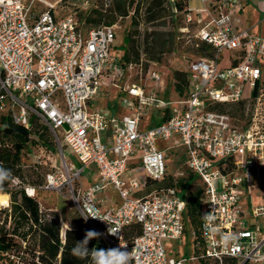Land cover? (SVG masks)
I'll return each instance as SVG.
<instances>
[{
    "label": "built area",
    "instance_id": "obj_1",
    "mask_svg": "<svg viewBox=\"0 0 264 264\" xmlns=\"http://www.w3.org/2000/svg\"><path fill=\"white\" fill-rule=\"evenodd\" d=\"M247 1L184 0V29L195 24V45H209L212 53L190 59L182 70L184 93L176 91L172 100L161 95L166 87L159 70L142 58L126 62L114 53L116 24L89 26L78 10L59 9L66 0H0V115L10 114L27 128L37 117L51 129L62 155L59 165L51 162V151L39 147L26 153L25 166L46 165L39 188L66 189L76 211L89 217L85 222L105 233L107 249L131 253L128 264L264 261V233L249 221L264 216V35L241 25ZM90 7L83 0L77 9ZM104 87L120 89L122 116L92 107ZM153 107L163 110L164 119L142 129ZM108 129L112 137L106 142L102 132ZM65 146L82 167L68 161ZM173 153L202 188L201 223L189 231L192 256H174L167 246L188 232L183 189L148 191L149 180L168 175ZM92 165L99 178L85 186L82 173ZM184 175L179 171L175 182ZM21 182L12 176L8 187ZM24 188L36 194L35 186ZM110 188L121 198L117 206L107 204ZM0 191L10 199V192ZM135 223L141 231L129 239L127 230ZM66 227L62 220L63 236Z\"/></svg>",
    "mask_w": 264,
    "mask_h": 264
},
{
    "label": "trees",
    "instance_id": "obj_2",
    "mask_svg": "<svg viewBox=\"0 0 264 264\" xmlns=\"http://www.w3.org/2000/svg\"><path fill=\"white\" fill-rule=\"evenodd\" d=\"M120 1L121 0H117L115 3L117 11L120 15H128L129 9L127 5ZM162 2L163 0H153L149 2L147 12L151 15L148 16L147 21L154 20L160 16V12L157 13L154 11V4L160 5ZM133 3L134 0L131 4ZM175 5L176 9L180 11L184 10V0H175ZM136 7L137 10L140 9V5L138 4ZM95 11L98 13L97 17L88 16L85 20L82 19L87 25H111L115 23V17L106 19L102 8L101 10L96 9ZM134 23H139L137 17L134 19ZM171 37L173 36L171 35ZM171 37L170 39L173 44V38ZM129 41L128 48L122 57L126 62L139 61L141 59L140 48L132 34L129 36ZM168 44L169 40L156 41L151 49L150 47L146 49L145 53L148 57L147 60L159 61L166 53ZM199 49L205 54H211L210 50H212L209 45L204 43L200 45ZM174 78L176 91L183 94L187 85V73L182 70H176L174 72ZM31 122V126L27 128L15 123L10 114L2 113L0 115V165L5 169H10L12 176H18L22 181L19 186L9 188L10 178L0 186V188L6 190L5 192H10L11 196L15 197L14 204L17 214L15 226L12 230L9 231L4 227L0 228V256L2 257V252L5 251L19 250L20 253L22 243L16 239V236L25 239L27 235H32V242H30V245L24 250L30 251L32 256L31 261L28 262L26 258L19 256L20 261L17 264H92L90 257L80 259L73 256L71 249L76 241L84 238L87 229L95 228L86 223L83 219L85 222L84 225H67L63 236L62 219L59 212L55 209L43 210L41 208L40 201L37 198V192L39 186L44 182V175L47 168L39 164L26 167V153L29 150L38 149L39 147H45L54 153L57 149V143L51 129L46 124L42 123L37 117H32ZM28 170H31L32 173H37L38 185L34 184V180H30L27 177L26 171ZM40 170L43 172H41L39 177L38 171ZM188 171V175L180 177L178 182H174L169 172L159 184L161 185V183H164V185L158 188L178 185L183 189L182 195L187 200V210L185 212L186 224H189L191 229L198 230L203 211L202 188L198 185H194V183L197 182V177L193 172L190 170ZM24 184L35 186L37 188L36 194L34 196L28 195L25 191ZM154 184H158V181L149 180L150 186ZM18 198L20 199L19 201L17 200ZM1 213L2 212H0V215ZM22 229H26V231L23 232ZM140 231L141 226L139 224H132L127 230V237L131 239L134 234ZM88 247L90 249H107L103 238L93 239Z\"/></svg>",
    "mask_w": 264,
    "mask_h": 264
},
{
    "label": "rangeland",
    "instance_id": "obj_3",
    "mask_svg": "<svg viewBox=\"0 0 264 264\" xmlns=\"http://www.w3.org/2000/svg\"><path fill=\"white\" fill-rule=\"evenodd\" d=\"M91 7L90 9H77L78 5H80L83 0H66V3L59 9H62L63 13L78 10V17L80 19L85 20L86 17H97L98 13L95 11L96 9L102 10L105 13L106 19L115 17L116 24V38L113 44L114 53L118 56H123L124 52L128 48L129 45V36L132 34L133 38L136 40L137 45L140 48L141 58L148 63V65H152L155 69L159 70L164 80V84L166 87V92L163 96L169 95L173 99H177L178 95L174 91V78L173 73L176 70H185L188 68L190 59H194L197 55H205L204 52H201L199 47L195 45L196 38L195 33L197 32V27L195 24L190 23L188 25V30L184 28L187 27V23L185 20L184 12L176 9L175 2L172 0H163L160 5L154 4V11L160 12V16L154 20L147 21L149 15L147 12V7L150 1L153 0H134V3L131 4L133 0H121L127 5L129 12L128 15H120L115 7V3L117 0H112L107 4V0H90ZM137 4L140 5V9L137 10ZM195 5H199V2H193ZM97 5V7H95ZM137 17L138 24L134 23V19ZM92 25V24H91ZM252 33V32H251ZM171 35L173 37H171ZM171 38H173V44L171 42ZM159 40H169V44L166 47V53L160 58L159 61H149L146 55V49L150 47V49L155 45L156 41ZM172 44V45H171ZM212 53V50H210ZM210 55V54H209ZM223 64L226 62L223 61ZM149 81H140L139 83H143L147 85ZM153 83V82H151ZM120 89L113 88L112 100L114 106L116 107L121 103V96L119 94ZM108 96L104 94L99 97L96 101V105L102 108V111L107 112L110 105H107ZM111 109V107H110ZM43 128V127H42ZM45 130V129H44ZM64 144V142H63ZM40 154V152H38ZM177 154V153H176ZM169 154V172L170 176L173 177L174 182L176 181L177 173L181 170H184L186 176L189 171L186 170L185 165L182 164V160H179L178 154ZM180 154V153H179ZM65 155L68 161L74 162L75 165L80 168L82 167V163L78 159L77 155L70 149V147L65 146ZM62 157L60 150L57 148L54 153L51 152V162L59 165L60 158ZM42 160H48L47 156H42ZM50 161V160H48ZM47 167L46 165H43ZM94 167V166H92ZM39 177L41 172L38 171ZM145 174V173H143ZM26 175L30 180H34L36 185H38L37 173H32L31 170L26 171ZM93 175L92 171L89 169H85L82 173V178L86 181V178H91ZM154 184L149 187L148 191H151L161 185ZM195 186L198 183H194ZM194 188V186H193ZM37 198L40 201L41 208L43 210L46 209H55L59 212L61 219L65 222L66 225H84V220L82 216L76 212L73 204L70 201L69 194L66 189L62 192L58 190H47L38 188ZM14 196H11L9 199L10 205L8 207L0 206V228L4 227L9 231L13 229L15 226V220L17 218V214L15 212V204H14ZM20 200L19 198L17 199ZM254 200L260 202L262 199L260 196H254ZM11 211H8V210ZM7 214H6V213ZM9 214H12V217L9 218ZM254 226H260L262 228V232L264 233V216L259 218H251L249 220ZM188 225V232H185L183 238L181 240H167L168 251L171 252L174 256H192L194 254V248L192 245L191 234L189 233L190 225ZM23 232L26 229H22ZM16 239L22 243V249L19 253V250H15L10 255L0 256V264H17L20 261L19 256H23L31 261V253L30 251H24L26 247L30 245L32 242V235H27L25 239H21V237L16 236ZM175 248V249H174ZM23 250V251H22ZM190 263V262H189ZM260 264H264L260 262Z\"/></svg>",
    "mask_w": 264,
    "mask_h": 264
},
{
    "label": "crops",
    "instance_id": "obj_4",
    "mask_svg": "<svg viewBox=\"0 0 264 264\" xmlns=\"http://www.w3.org/2000/svg\"><path fill=\"white\" fill-rule=\"evenodd\" d=\"M172 1H174V0H172ZM241 25L245 28H248L249 31L252 33L264 35V0H248L245 3L244 8H243L242 13H241ZM173 75H174V73H173ZM147 90H150V86H147ZM174 91L176 92V90H174ZM160 92H161V95H163L166 92V89H165V91H160ZM112 93H113V88L104 87L102 94L99 96V97H101L104 94H106L109 97L107 105H110L111 109H110V107L108 109H105V110H107V112L102 111V108H100L98 105H96V101L99 97L93 102L92 107L95 109L101 110L103 113H105L109 116L120 117L125 113V109L121 106V103L118 104L116 107L114 106L112 100H110V98L112 97ZM119 94L122 97L121 92H119ZM176 94H177V92H176ZM165 98L172 99V100L176 99V98L175 99L171 98L169 95L165 96ZM163 119H164L163 110L158 109L156 107H153L147 112V114L142 119L141 127H142V129H148L152 125H154V123H158V122L162 121ZM111 137H112V130L111 129L104 130L102 132V138L104 141L108 142ZM139 160H140V155H138L134 159V161H137V162ZM92 166H94V167H92ZM92 166L90 168H88L89 171H92V173H93V175H91V178H86L85 179L86 181H84L83 178L81 179L83 185H85V186H88V185L96 182L99 178V173H98L97 167L95 165H92ZM107 197H108V199H107L108 205L117 206L121 203V198L111 188L108 189V191H107Z\"/></svg>",
    "mask_w": 264,
    "mask_h": 264
},
{
    "label": "clouds",
    "instance_id": "obj_5",
    "mask_svg": "<svg viewBox=\"0 0 264 264\" xmlns=\"http://www.w3.org/2000/svg\"><path fill=\"white\" fill-rule=\"evenodd\" d=\"M11 177V170L5 169L0 165V186ZM92 218L99 219V217L95 216ZM83 219L87 221L89 217L85 216ZM111 234L115 235V233ZM104 235L105 233H100L96 229H87L84 238L76 241L71 249L72 255L80 259L90 257L92 264H128L129 259H131V253L122 252L119 249H90L88 247L93 239H101Z\"/></svg>",
    "mask_w": 264,
    "mask_h": 264
},
{
    "label": "bare ground",
    "instance_id": "obj_6",
    "mask_svg": "<svg viewBox=\"0 0 264 264\" xmlns=\"http://www.w3.org/2000/svg\"><path fill=\"white\" fill-rule=\"evenodd\" d=\"M9 196L8 194L0 191V206L9 204Z\"/></svg>",
    "mask_w": 264,
    "mask_h": 264
}]
</instances>
